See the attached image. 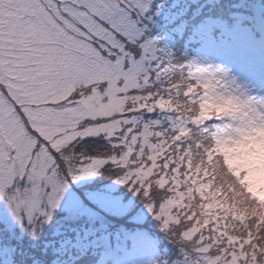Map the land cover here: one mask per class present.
<instances>
[{"label":"snow or ice","instance_id":"snow-or-ice-1","mask_svg":"<svg viewBox=\"0 0 264 264\" xmlns=\"http://www.w3.org/2000/svg\"><path fill=\"white\" fill-rule=\"evenodd\" d=\"M0 222V264H264V0H0Z\"/></svg>","mask_w":264,"mask_h":264},{"label":"trees","instance_id":"trees-1","mask_svg":"<svg viewBox=\"0 0 264 264\" xmlns=\"http://www.w3.org/2000/svg\"><path fill=\"white\" fill-rule=\"evenodd\" d=\"M95 142H99V143H103L102 141H96L94 140V138H85V141L83 143H95ZM60 215H63V213H60ZM111 225L113 227V229H119L121 232H123L125 229H137L140 228L142 230H144V232H148V233H152L155 236L158 237L157 242L161 245V247H167L168 246V242H166L167 244H165L161 239L162 237V233L160 232L159 229H157L155 227V224L152 220V218L149 216L146 220L140 222V223H134L132 221H130L127 217H110L109 218ZM58 227L57 224H52L51 226H49L46 231L44 232V234L40 237L39 241H35L36 244L35 246L33 245L32 247H27L29 249H33L35 250V248L37 247V252L34 255V261L36 262L35 264H62V258H58V254L55 251L56 248L60 247V244L64 241V240H71L73 243L75 242V240L77 239L76 235L74 233L71 232H63L61 235H56L53 236V231ZM5 225L3 223L0 222V229H4ZM17 234L19 235V229H16ZM23 236V235H22ZM117 236H114L112 239V242L116 239ZM123 237L122 235H120V238ZM23 240V243L25 245V241L23 239V237H21ZM45 241H51L52 244L51 246H49L47 249H49L48 252L43 253L42 249L44 248V244ZM128 245V243L126 244V246ZM26 246V245H25ZM105 249H112V247H107V248H102V249H97L95 251L90 250L89 253L87 255H84L83 257H81L79 264H92L93 262H95L101 255V253H103V251ZM120 251V250H119ZM118 251V252H119ZM30 257H33L32 255ZM29 261H31L29 259ZM112 263V259H108L106 263Z\"/></svg>","mask_w":264,"mask_h":264},{"label":"rangeland","instance_id":"rangeland-1","mask_svg":"<svg viewBox=\"0 0 264 264\" xmlns=\"http://www.w3.org/2000/svg\"><path fill=\"white\" fill-rule=\"evenodd\" d=\"M146 233L148 234V235L145 234L146 236L157 242L158 239L157 236H155L152 233H148V232ZM22 237L25 241L26 246L23 243L25 248H28L29 246L32 247L33 245L35 246L36 242H33L26 234H24ZM161 240L165 244H167L166 243L167 241L163 239ZM127 243L128 245L126 246ZM111 247L112 249L110 250L105 249L103 253H101L100 257L92 264H147L149 260H154L158 256V252H156L152 248L140 246V245H133L130 241H127L124 237L120 238V235H117L116 239L113 242H111ZM36 250L37 247L35 248V250L30 249L29 259L31 261H29V264L36 263L34 261V255L37 252ZM48 251L49 249L43 251V253H46ZM31 255L33 257H30ZM110 258L112 259V263L110 262L106 263L107 260Z\"/></svg>","mask_w":264,"mask_h":264}]
</instances>
